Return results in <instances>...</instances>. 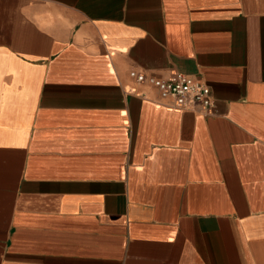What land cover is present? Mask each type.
<instances>
[{
    "label": "crops",
    "instance_id": "crops-1",
    "mask_svg": "<svg viewBox=\"0 0 264 264\" xmlns=\"http://www.w3.org/2000/svg\"><path fill=\"white\" fill-rule=\"evenodd\" d=\"M0 264H264V0H0Z\"/></svg>",
    "mask_w": 264,
    "mask_h": 264
},
{
    "label": "built area",
    "instance_id": "built-area-1",
    "mask_svg": "<svg viewBox=\"0 0 264 264\" xmlns=\"http://www.w3.org/2000/svg\"><path fill=\"white\" fill-rule=\"evenodd\" d=\"M130 76L138 82L153 85L162 98H171L173 104L179 108H184L190 103H198L208 110L213 105L209 86L182 72L176 71L166 79L135 71H131Z\"/></svg>",
    "mask_w": 264,
    "mask_h": 264
}]
</instances>
